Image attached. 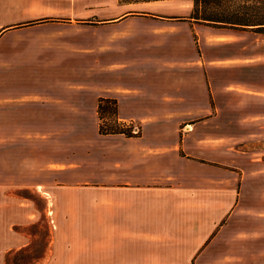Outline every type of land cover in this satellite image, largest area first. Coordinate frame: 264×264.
I'll return each instance as SVG.
<instances>
[{"label":"crops","instance_id":"obj_1","mask_svg":"<svg viewBox=\"0 0 264 264\" xmlns=\"http://www.w3.org/2000/svg\"><path fill=\"white\" fill-rule=\"evenodd\" d=\"M104 1L139 12L0 0V264L33 244L34 192L50 226L38 264H256L255 237L235 229L238 154L263 152L256 35L203 25L197 45L178 15L190 0ZM100 98L140 133H101ZM56 220L83 231L57 240Z\"/></svg>","mask_w":264,"mask_h":264},{"label":"rangeland","instance_id":"obj_2","mask_svg":"<svg viewBox=\"0 0 264 264\" xmlns=\"http://www.w3.org/2000/svg\"><path fill=\"white\" fill-rule=\"evenodd\" d=\"M98 8L104 7L102 10H99L100 15H114L118 14L122 11H129L135 10L134 6H119L115 2L114 5L110 7L109 2H103V0H98ZM108 6V7H107ZM160 12H165V8L160 7L158 9ZM187 10H183V13L180 12L182 17H187L188 15ZM102 18L99 17L98 19H93V22H86L83 24L86 25H105V22L100 21ZM187 20V19H186ZM155 24V23H154ZM159 25V24H155ZM195 32L194 39L195 42H200V33L202 24L193 23L191 25ZM242 31H249V30H242ZM253 35H256L255 45L257 50V56L264 54V35L262 33H255L249 31ZM104 36V35H103ZM248 43H245L247 46ZM243 49V48H242ZM98 113V111H97ZM263 119V118H262ZM264 120V119H263ZM99 114H98V125H99ZM257 126V124H256ZM248 132V131H246ZM249 133L254 134L253 138L250 141H253L255 145L261 147L263 150L262 154H238V158L240 159L239 163L243 166V177L241 180L238 181V191L241 205V210L237 215V218L241 220L243 225L236 227L237 231L242 234V237H248L251 240L256 239V264H264V126L263 127H256V129H252ZM243 134H246L243 132ZM40 137V136H39ZM253 150H257L255 147L249 146ZM249 149V150H251ZM250 155V156H249ZM50 174H47L44 179L50 178ZM41 172L35 171V184H37L40 180ZM44 182H50L46 179ZM28 196L33 197L34 204H35V221L32 225L24 228V231L28 234H31L33 239V244L29 247L13 252L10 254L8 262L9 264H38V258L42 255L45 251V244L47 241L48 229L50 228L49 222L47 221V216H49V211H44L43 206L45 204L44 198H41L37 192L32 194H28ZM57 219V218H56ZM55 221V220H53ZM52 221V222H53ZM81 220H77L74 226L71 228L66 226L63 221L56 220V226H54V236L58 240L59 237L70 233H74L75 235H79L83 231V226L81 225ZM252 240V241H253ZM251 241V242H252ZM251 247V243H246V248ZM225 261V262H223ZM220 264H247L248 258L246 257H239L233 259H218ZM210 264H217V259L210 258Z\"/></svg>","mask_w":264,"mask_h":264},{"label":"trees","instance_id":"obj_3","mask_svg":"<svg viewBox=\"0 0 264 264\" xmlns=\"http://www.w3.org/2000/svg\"><path fill=\"white\" fill-rule=\"evenodd\" d=\"M122 4H137L161 0H118ZM187 19L213 28L249 30L264 34V0H190ZM133 13L139 11H131ZM99 118L116 115V102L100 98ZM112 133L119 129H112ZM129 135V134H128Z\"/></svg>","mask_w":264,"mask_h":264},{"label":"built area","instance_id":"obj_4","mask_svg":"<svg viewBox=\"0 0 264 264\" xmlns=\"http://www.w3.org/2000/svg\"><path fill=\"white\" fill-rule=\"evenodd\" d=\"M119 129L125 135H136L140 133V126L133 120L119 119L117 115L106 116L99 121V131L103 134L112 133V129Z\"/></svg>","mask_w":264,"mask_h":264}]
</instances>
